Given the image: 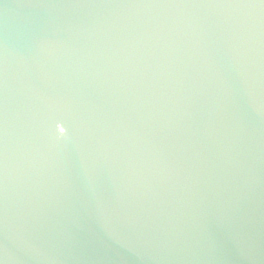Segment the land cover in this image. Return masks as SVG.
Returning <instances> with one entry per match:
<instances>
[{
  "label": "water",
  "instance_id": "water-1",
  "mask_svg": "<svg viewBox=\"0 0 264 264\" xmlns=\"http://www.w3.org/2000/svg\"><path fill=\"white\" fill-rule=\"evenodd\" d=\"M0 264H264V0H0Z\"/></svg>",
  "mask_w": 264,
  "mask_h": 264
}]
</instances>
